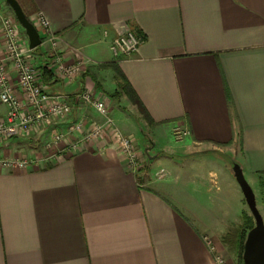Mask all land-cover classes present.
<instances>
[{"label":"crops","instance_id":"1","mask_svg":"<svg viewBox=\"0 0 264 264\" xmlns=\"http://www.w3.org/2000/svg\"><path fill=\"white\" fill-rule=\"evenodd\" d=\"M26 1L19 3L41 38L39 13L59 38L56 50L44 37L33 51L39 79L47 92L69 98L72 112L0 137V161H37L0 163V264H219L218 256L238 264L228 238L237 231L241 240L249 207L232 162L258 206L264 202V0ZM128 30L145 40L136 54L115 60L110 43ZM56 54L66 64L95 63L70 78ZM114 65L154 120L150 129L170 140L159 152L151 151L154 138L144 148L140 174L111 129L69 149L78 137L68 133L73 122L84 121L89 132L104 121L76 98L83 91L109 105L138 151L145 145L135 136L145 118L121 91ZM6 113L0 104V120ZM177 126L188 132L182 142L173 138ZM57 130L66 137L55 147Z\"/></svg>","mask_w":264,"mask_h":264},{"label":"built area","instance_id":"2","mask_svg":"<svg viewBox=\"0 0 264 264\" xmlns=\"http://www.w3.org/2000/svg\"><path fill=\"white\" fill-rule=\"evenodd\" d=\"M37 19L46 33L45 40L51 43L56 50L59 38L50 32L48 19L42 13L38 14ZM144 40V36L135 30H128L114 37L110 43L113 58L118 60L121 57H131L139 51ZM33 51L28 36L16 16L2 13L0 10V104L7 108L5 118L0 120V137L28 132L43 122L65 118L72 112L69 98L59 94H51L44 88L33 63ZM55 57L58 69L70 78L80 74L85 67L95 63L93 59L83 57L76 63L66 64L61 56L56 54ZM10 64L17 75L19 91L11 82ZM17 92H20L21 95H18ZM76 98L93 106L104 118V121L94 123L89 132L84 131V121L73 122L68 133H77L78 137L72 142L69 149L78 150L83 144L99 137L105 130L111 129L121 144V151L126 156L128 163L135 167L138 158L134 144L129 136L117 127L107 104L104 101L94 99L88 91L79 92ZM173 134L176 140H182L188 135V132L177 126L173 129ZM65 137L64 131L57 130L53 135L51 145L58 147ZM61 153H63V149L59 148L55 154L60 155ZM0 163L7 167L25 168L36 164L37 161L29 158L7 159L0 161ZM209 245L214 251L215 246L210 243ZM217 261L219 264L225 263L220 256L217 257Z\"/></svg>","mask_w":264,"mask_h":264},{"label":"water","instance_id":"3","mask_svg":"<svg viewBox=\"0 0 264 264\" xmlns=\"http://www.w3.org/2000/svg\"><path fill=\"white\" fill-rule=\"evenodd\" d=\"M5 1L25 30L30 47L32 49L39 47L42 44L40 32L36 25L27 17L19 1ZM231 170L241 187L246 203L255 219V225L250 229L245 240L242 255L243 264H264V218L258 208L255 192L247 181L240 164L234 163Z\"/></svg>","mask_w":264,"mask_h":264},{"label":"rangeland","instance_id":"4","mask_svg":"<svg viewBox=\"0 0 264 264\" xmlns=\"http://www.w3.org/2000/svg\"><path fill=\"white\" fill-rule=\"evenodd\" d=\"M18 1H21L24 5H25V3H27L26 0H18ZM0 10L2 11V13L14 14V12L7 5L5 0H0ZM38 25L40 26L39 22H38ZM107 106L109 107L108 104H107ZM109 110H110V107H109ZM142 122L143 123H141L139 125V127H138V129L136 131V135H135L136 139H138L140 143H142L143 145L145 144L143 147H140V149H139L140 152L138 151V148L136 146L134 137L132 135H130V134H126L132 140V142L134 144V147L136 149L137 158H138L136 166L134 167V166L130 165L131 168H133L135 170L136 174H140L141 171L143 170V168H145V164L147 165L148 158L146 156L147 154H146V150L144 148L145 147L149 148V147H152L154 145V143L152 142L153 138L155 140V145L153 146V150H151L152 152H154V151L159 152V151H161V149H163V147H166V146L170 145V140L168 141V139H166L164 136H161V134L160 135L157 134L158 131H154V130L150 129V127H149L150 123L148 121H146V119L145 120L143 119ZM112 134L114 135V133H112ZM147 134L150 136V138L152 140L150 138H148ZM186 137L187 136H185L182 140H176L175 137H174V134H173V138H174V140L176 142H182V141L185 140ZM114 138H115V135H114ZM114 140L119 145L120 150H122L121 144L119 143V141L116 138ZM258 208H259V210H260V212H261V214L263 215V218H264V202L263 203L260 202ZM246 216L248 217L247 220L246 219L244 220V218H243V223L245 224V225L243 224V229H244L243 234L245 233V240H246L248 232L250 231L249 226L250 225L251 226L255 225V219H254V217H253V215H252V213H251L249 208H248V214ZM236 233H238V232L235 231L229 236L228 240H229V244L230 243L231 244L228 245V249L234 254L235 258H238L239 257V244H238L239 241L238 240L236 241V235H237ZM245 240H244V244H245ZM235 242L237 243L236 245H235ZM239 262H238V264H239Z\"/></svg>","mask_w":264,"mask_h":264},{"label":"trees","instance_id":"5","mask_svg":"<svg viewBox=\"0 0 264 264\" xmlns=\"http://www.w3.org/2000/svg\"><path fill=\"white\" fill-rule=\"evenodd\" d=\"M114 67H116L117 74H118V76L120 78V85L119 86H120L121 91L126 93L129 96V98L132 100V102L138 106L141 114L146 119V121H148L150 124H153L154 120L151 118L149 112L146 110L145 106L140 101L139 97L137 96V94L134 91V89L132 88V86L129 84V82L127 81L125 76L122 74V72L117 68V66L114 65ZM234 163L235 162H232L231 165H233ZM245 219L247 220L248 217L244 216V220ZM251 228H253V226L250 225L249 229H251ZM244 240H245V233L242 235L241 240H239V260H240V264H243L242 255H243V250H244Z\"/></svg>","mask_w":264,"mask_h":264}]
</instances>
